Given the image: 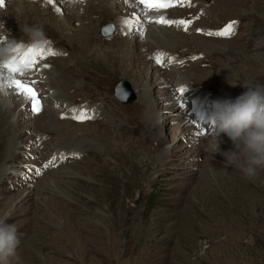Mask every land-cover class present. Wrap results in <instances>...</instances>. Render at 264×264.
Here are the masks:
<instances>
[{
  "label": "rangeland",
  "instance_id": "1",
  "mask_svg": "<svg viewBox=\"0 0 264 264\" xmlns=\"http://www.w3.org/2000/svg\"><path fill=\"white\" fill-rule=\"evenodd\" d=\"M23 1L38 2L0 0V14L21 12ZM109 1L92 17L99 20L90 35L89 20L71 24L75 36L61 17L43 28L45 55L53 46L66 57L61 42L88 64L89 86L73 81L59 98H39L53 117L39 118L23 99L0 120V221L14 225L20 241L9 264H264V169L245 178L246 156L226 135L216 138L207 101H234L247 86L264 85V0H177L159 11L140 0ZM139 8L191 23H156L151 35L150 22L141 34L134 25L118 31ZM231 22V37L207 34ZM17 68L0 76L18 79ZM9 91L19 95L0 87L11 110ZM83 112L91 118L73 119Z\"/></svg>",
  "mask_w": 264,
  "mask_h": 264
},
{
  "label": "bare ground",
  "instance_id": "2",
  "mask_svg": "<svg viewBox=\"0 0 264 264\" xmlns=\"http://www.w3.org/2000/svg\"><path fill=\"white\" fill-rule=\"evenodd\" d=\"M56 1L59 4H56L55 0H52L51 3H49L48 0H38V2H36L33 6H28L30 4L26 1H23V3H21V6L23 8L21 12H14L11 15H8L9 13H7V14L4 13L5 15L0 14V38H2L3 41H5L6 39H16V36L23 37V39H19V40L16 39V40L17 41H23L24 43L22 45L27 46L28 45V37L23 32V28L26 25L27 26L36 25V26L42 27V29H43V28H45L46 23L57 20L56 18H60V17L62 19V22L64 21L63 22L64 25L66 24V30L69 31V33L72 36L77 35L76 32L73 31L71 28L72 23H82V22L85 23L89 20L92 27L91 26H83V28H84V31L90 35L96 29V25L98 23L97 21L99 20L98 17L103 16V14L105 12H107L106 10L108 8V5H110L109 0H92L91 3H88V4L86 1L84 3H80L78 0H56ZM114 2L116 5H118V6L120 5L118 0H115ZM185 2L188 3L189 0H185ZM92 3L93 4L96 3L98 6L102 7V10H101L102 12L99 13V11L93 10L91 7H89V5H91ZM83 4H86V6H83ZM227 4H228V6H231L232 4H234V0H227ZM141 5H143V4H141ZM204 5L207 6L206 4H204ZM86 7H88V8L86 9V11H84V9ZM144 8L146 9L145 6H144ZM41 9L47 10V13H48L47 18L43 17V15L40 13ZM81 9L83 12L82 11L80 12ZM52 11L56 12L55 14H57V16L54 15L52 13ZM90 11H94V13L90 14ZM134 11L131 12V16L129 18L130 20H127L125 22L123 21V22H121V25L117 26L118 31L121 30L123 33H126V32H128L129 27L134 25L133 30H135L137 28L138 34H141V31H143L142 29H140L141 26H144L145 24L150 22L151 24H149V25L147 24L146 26L148 27L147 28V30H148L147 34L151 35L153 33H156V30L159 27L158 26L157 29L155 30L154 27L157 26L156 21L160 18L167 19V17L164 16V14H162V13H156L154 15L146 16L145 11L142 8H139V10H137V12H134ZM193 11H196V10H193ZM109 14L111 16H116L115 14L110 13V12H109ZM93 16H98V17H97V19H94V18H92ZM51 19H53V20H51ZM4 22H8V24H4ZM58 23L60 24L61 22L58 21ZM97 31H98V28H97ZM11 32L12 33L15 32L16 35L14 37L10 36ZM89 35L87 37V38H89V40H87V38H86L85 39L86 44H84L83 46L88 45L87 41H90ZM117 36H118V34H117ZM129 38L130 37H128V39H126L127 45L133 44V46H135V45L137 46L138 45V39L141 38V35L138 37H134L133 40H129ZM98 40L101 42L100 39H98ZM47 42H50V41L48 40ZM47 44H49V43H47ZM60 45L63 47V49L65 48V50L68 51L69 54L66 57L64 55L65 54L64 51H61L60 49H57L56 47L51 46L50 48L55 50L58 53L56 56H46L45 55V58L41 59L40 66L36 67L35 70H33V73L29 72V73H27L26 76H20L18 78L22 81H27V82L35 81V82L42 83L41 86L39 87V89L36 90L39 98L46 96L47 92H51L53 97L59 98L58 96L60 95V89L63 87V85L74 83L73 81H79L78 83H79V85L82 86V88H83V86H89L88 83L86 82L87 77H86V75H84V72H85L84 69L86 68V66L88 64L87 63H81L80 61H76V59L73 57L72 50L66 48V46L63 45L61 42H60ZM29 47H33V46L30 45ZM37 47L41 48L43 46L38 45ZM22 48L24 50L21 51V53L18 57L19 60H20L21 55L25 51H27V49H25L24 47H22ZM45 64L49 65V67L45 68L44 67ZM12 65L14 67L19 66V68H20L19 74L21 72H23L24 69L26 68L21 64L20 65L12 64ZM51 66H52V69H51ZM49 69H51V70H49ZM5 71L8 72L9 70L5 69ZM11 76H15V74H13ZM82 81H84V84L80 83ZM0 85H1L0 86L1 88H8L9 87L8 78L6 79V78H3L0 76ZM183 85H184V87L187 86V84H183ZM11 88H15V87L13 86ZM76 88H77V86H76ZM56 91H57V93H56ZM2 92L4 95L7 94V92H5V90ZM221 92L225 93V95L231 94L230 89H222ZM8 93H10V96H9L10 102H7V103H10L11 105H13V107L11 110L5 109L4 108L6 106L5 101L3 103H1L2 99H0V117H1L0 120H2V121L8 119V114H12L18 108H20L21 105L24 103L23 99H25L23 97V95H21V94L17 95L14 91H12V92L9 91ZM141 96H142L143 101L149 100V94L147 91H144V94ZM211 98L216 99V98H218V96L213 92L211 95ZM207 101L211 102L212 107H213L215 102L211 101L210 99H207ZM40 103H41L42 108H41V111L39 113H36V115L41 119H44L48 116L53 117L55 112L53 110H49V109L45 108L44 105L42 104V102H40ZM23 115H25V112H22V110H20L18 117H22ZM83 115H84V112H83ZM154 127L156 128V125H154Z\"/></svg>",
  "mask_w": 264,
  "mask_h": 264
},
{
  "label": "clouds",
  "instance_id": "3",
  "mask_svg": "<svg viewBox=\"0 0 264 264\" xmlns=\"http://www.w3.org/2000/svg\"><path fill=\"white\" fill-rule=\"evenodd\" d=\"M28 43L38 46L44 43L45 34L40 26H25ZM23 41L6 39L0 45V66L8 69L9 64L20 65L18 59ZM247 91L231 99L216 101L210 114L216 138L226 135L245 156L242 172L247 179L264 169V85L247 86ZM235 154V153H233ZM14 225L0 221V264H9L19 245Z\"/></svg>",
  "mask_w": 264,
  "mask_h": 264
},
{
  "label": "snow or ice",
  "instance_id": "4",
  "mask_svg": "<svg viewBox=\"0 0 264 264\" xmlns=\"http://www.w3.org/2000/svg\"><path fill=\"white\" fill-rule=\"evenodd\" d=\"M49 3L52 2V0H48ZM80 3L85 2V0H79ZM177 2V0H140V3H142L146 9L149 11L151 10H156L159 11L160 9H166L168 7L173 6V4ZM179 2H184V0H179ZM156 23L160 24H179V25H184L185 30H187V26L191 23V21H185V20H180V21H170V20H165L164 18H160L156 21ZM237 22H231L228 25L225 26L224 29H221L215 33L213 32H208V35H216L220 37H231L235 33V24ZM197 31H203L201 29H198ZM0 43H3V39L0 38ZM51 43V42H47ZM21 47H23L21 45ZM58 53L49 48L47 55L48 56H55ZM165 54L163 53H157L156 55V62L157 63H162L163 57ZM44 59L45 58V53L43 48H37L35 46L33 47H28L27 51H25L21 57H20V64L23 65L26 68H34L36 63H37V58ZM45 68L49 67V65L45 64ZM3 66H0V69H2ZM8 69L15 73L18 71L17 67H14L12 64L8 65ZM21 76L24 75L23 72L20 73ZM35 81L32 82H27V81H22L20 79L12 78L10 77L8 80V85L9 87H15V90L18 94H21L24 96V98L30 103L31 109L33 113H39L41 111V103L40 99L38 97V93L34 87ZM180 91H184L181 89ZM85 118H91V117H86L85 115H79V116H73V119L77 120H83ZM47 167V165H45Z\"/></svg>",
  "mask_w": 264,
  "mask_h": 264
}]
</instances>
